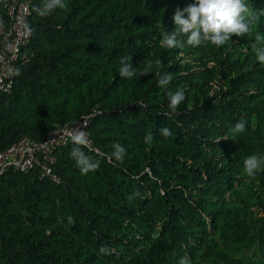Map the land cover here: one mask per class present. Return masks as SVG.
<instances>
[{
  "label": "trees",
  "instance_id": "trees-1",
  "mask_svg": "<svg viewBox=\"0 0 264 264\" xmlns=\"http://www.w3.org/2000/svg\"><path fill=\"white\" fill-rule=\"evenodd\" d=\"M192 2L66 0L67 11L40 17L41 0H30L29 59L0 93V150L89 118L83 150L100 167L82 174L69 140L53 149L59 182L40 166L0 169V264H264V166L244 172L246 157L264 156V64L253 49L264 41L161 48L174 11ZM246 3L252 33H264V0ZM122 56L138 68L160 59L168 88L154 74L122 78ZM178 89L186 99L166 115ZM114 143L122 162L107 160Z\"/></svg>",
  "mask_w": 264,
  "mask_h": 264
},
{
  "label": "clouds",
  "instance_id": "clouds-1",
  "mask_svg": "<svg viewBox=\"0 0 264 264\" xmlns=\"http://www.w3.org/2000/svg\"><path fill=\"white\" fill-rule=\"evenodd\" d=\"M68 10L66 0H41V5L34 8L35 13L40 17L51 15L54 10ZM185 14L186 17H185ZM254 14L250 11L246 0H193L183 10L177 8L174 11L172 20L174 29L172 31H164L161 35L159 45L165 49H183L185 46L197 47L211 43L215 46H223L233 36L243 37L245 35H253L256 42L264 41V33H252L249 23V17ZM260 15H264L261 12ZM29 32L32 30L27 23L24 25ZM256 60L264 64V44L260 46L253 45ZM119 75L122 78L131 79L139 75L147 76L154 74L157 78L159 87L168 88L169 83L173 79L170 73H162L158 69L161 66V60L156 58L150 60L144 67H133L131 56H122L120 58ZM169 108L171 115L177 107L186 99L182 90L167 92ZM245 130V122L243 120L235 123L233 131L241 133ZM164 137L172 135L168 128L161 129ZM152 133L148 132L145 136V143H151ZM72 149L70 156L75 160L77 167L82 174L94 172L100 167V160L86 154L84 148H89L90 141L85 131L76 130L70 133ZM113 151L107 156L109 163L114 159L122 162L126 154V149L119 143L112 145ZM89 150H91L89 148ZM99 151V150H97ZM103 155V154H101ZM264 166V156L249 155L244 159V172L248 176H254L256 171ZM131 201L132 197H128ZM69 223H73L71 217L68 218ZM101 255H111L113 250L103 245L98 250ZM178 264H191L188 257H181Z\"/></svg>",
  "mask_w": 264,
  "mask_h": 264
},
{
  "label": "built area",
  "instance_id": "built-area-1",
  "mask_svg": "<svg viewBox=\"0 0 264 264\" xmlns=\"http://www.w3.org/2000/svg\"><path fill=\"white\" fill-rule=\"evenodd\" d=\"M30 0H4L0 11V93H10L17 69L29 56L21 50L29 43L31 31L25 29L29 13ZM10 20L8 27L5 20ZM89 118H85L74 125L64 127L52 133L46 141L34 142L23 136L3 150H0V169L12 164L14 171L28 173L35 166H40L41 175L53 182H59V177L53 171L55 163L53 149L66 144L70 140V133L83 130ZM88 136V135H87Z\"/></svg>",
  "mask_w": 264,
  "mask_h": 264
}]
</instances>
